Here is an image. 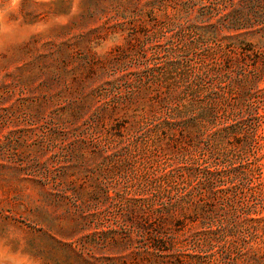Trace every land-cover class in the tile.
<instances>
[{
    "label": "rangeland",
    "instance_id": "374dc122",
    "mask_svg": "<svg viewBox=\"0 0 264 264\" xmlns=\"http://www.w3.org/2000/svg\"><path fill=\"white\" fill-rule=\"evenodd\" d=\"M213 2L0 0V264H264V74L254 83L258 114L244 121L252 145L246 158L256 168L249 211L240 210L253 228L243 250L222 256L212 245L197 247L190 233L202 224L189 206L172 234L167 230L173 253L158 258L146 253L148 237L133 234L110 203L83 202L96 188L94 177L111 196L121 190L115 170L107 178L97 170L101 162L119 164L113 146L82 138L83 128L94 123L131 135L149 122L157 88L137 78L161 60L159 47L177 41L179 28L186 40L195 38L187 25ZM216 14L205 25H218ZM259 71L252 66L250 75ZM62 192L82 200H62Z\"/></svg>",
    "mask_w": 264,
    "mask_h": 264
},
{
    "label": "trees",
    "instance_id": "16d2710c",
    "mask_svg": "<svg viewBox=\"0 0 264 264\" xmlns=\"http://www.w3.org/2000/svg\"><path fill=\"white\" fill-rule=\"evenodd\" d=\"M233 1L214 0L187 25L195 38L186 40L187 33L179 28L175 43L154 52L161 60L148 64L146 74L135 82L146 78L157 88L158 110L149 122L140 123L131 135L106 133L94 123L81 132L82 138L111 143L119 164L101 162L98 175L107 178L115 170L114 184L121 189L111 196L94 177L96 188L83 202L110 203L130 222L133 234L148 237L146 253L158 258L173 253L167 230L172 234L173 222L183 221L178 214L189 206L202 224L190 233L199 248L212 245L223 256L243 250L253 236L250 220L240 212L249 211L248 198L255 193L256 165L246 158L252 149L251 131L244 121L258 114L254 83L264 74V0ZM213 13L218 25H205ZM117 55L129 56L124 50ZM252 58L260 66L255 75H250L255 65L246 60ZM125 100L117 98L115 104ZM231 139L240 142L231 144ZM72 196L82 200L78 192L61 193L62 200ZM205 197L220 207L205 206ZM148 219L156 223L152 226ZM103 234L102 239H108L107 232Z\"/></svg>",
    "mask_w": 264,
    "mask_h": 264
}]
</instances>
